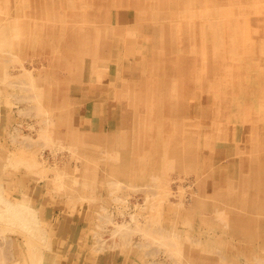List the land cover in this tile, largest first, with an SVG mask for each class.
Segmentation results:
<instances>
[{
  "label": "rangeland",
  "instance_id": "1",
  "mask_svg": "<svg viewBox=\"0 0 264 264\" xmlns=\"http://www.w3.org/2000/svg\"><path fill=\"white\" fill-rule=\"evenodd\" d=\"M263 172L264 0H0V264H264Z\"/></svg>",
  "mask_w": 264,
  "mask_h": 264
},
{
  "label": "bare ground",
  "instance_id": "2",
  "mask_svg": "<svg viewBox=\"0 0 264 264\" xmlns=\"http://www.w3.org/2000/svg\"><path fill=\"white\" fill-rule=\"evenodd\" d=\"M158 64H159V63H158ZM146 65H147V64H146ZM147 67H148V66H147ZM148 68H149V67H148ZM150 69H151V68H150ZM162 71H163V70H162ZM191 93H192V92H191ZM124 129H125V128H124ZM263 173H264V172H263ZM236 222H238V221H236ZM145 229H146V228H145ZM146 230H148V229H146ZM148 234H149V233H148ZM150 234H151V233H150ZM150 234H149V235H150ZM149 235H148V236H149ZM150 236H151V235H150ZM150 236H149V237H150ZM166 237H167V236H166ZM151 239H152V238H151ZM173 240H174V239H173ZM167 242H168V241H167Z\"/></svg>",
  "mask_w": 264,
  "mask_h": 264
}]
</instances>
